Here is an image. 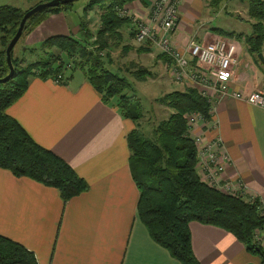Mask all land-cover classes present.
<instances>
[{"label":"crops","instance_id":"1","mask_svg":"<svg viewBox=\"0 0 264 264\" xmlns=\"http://www.w3.org/2000/svg\"><path fill=\"white\" fill-rule=\"evenodd\" d=\"M207 1L183 0L179 6L173 35L178 47L190 38L207 42L227 37L210 29L193 30L192 22L197 23ZM70 13L50 14L25 36L24 44L33 46L56 24L64 26V17L70 19ZM48 22L49 31L36 36ZM235 32L249 34L251 27ZM229 38L238 49L230 90L264 92V68L239 39ZM261 53L264 57V45ZM7 114L34 141L66 160L88 189L64 202L57 189L0 168L1 235L31 251L37 264H179L137 217L138 190L130 174L126 142L134 123L103 103L83 74L74 71L66 83L32 76ZM214 118L217 129H206L205 137L220 134L230 160L227 177L242 180L246 196L264 202V106L226 95L215 104ZM189 230L200 264H264L220 227L190 221Z\"/></svg>","mask_w":264,"mask_h":264},{"label":"trees","instance_id":"2","mask_svg":"<svg viewBox=\"0 0 264 264\" xmlns=\"http://www.w3.org/2000/svg\"><path fill=\"white\" fill-rule=\"evenodd\" d=\"M43 1L48 0H39ZM133 1L136 0H87L82 9L84 17L95 8L100 17V26L94 33L88 29L83 17L79 21L78 33L51 35L36 46H26L28 51L42 52L43 57L38 60L24 63V57H15L12 51L14 73L6 81L0 82V168L8 170L15 177H28L57 189L64 202L88 189L87 182L66 160L34 141L7 114L8 107L23 95L32 76L42 79L60 76L59 83H66L74 71L80 70L103 103L115 107L123 118L134 123L126 135L128 164L138 190L137 217L149 236L179 264H200L192 250L189 230V222L198 221L230 232L249 252L258 255L264 262V246L254 234L264 229V202L258 197L246 196V185L238 178L234 179L242 183L243 193L232 195L207 185L198 174L199 145L195 144L190 134L186 115L197 112L210 119L206 97L196 86L182 82V89L166 92L156 98L158 104L171 111L165 118L148 121L145 128L141 122L143 107L128 76L121 75L118 69L109 68L103 60V56L109 58L111 38H119L121 27L130 25L127 22L129 18L118 15L117 8ZM141 1L144 5L148 3L147 0ZM222 1L207 2L211 6H218ZM247 1L248 15L253 20L249 34L220 27L210 30L220 36L242 39L247 52L264 68L258 58L264 45V0ZM73 3L46 7L30 16L20 38L50 14L71 10ZM25 11L8 4L0 6V78L9 71L5 48ZM129 30L133 36V26ZM150 47L143 43L136 51L150 52ZM157 58L170 62L161 52ZM128 73L139 80L150 75L149 70L143 67L128 70ZM203 128L201 131L205 135ZM196 131L199 132L198 128ZM222 148L226 152L223 143ZM0 264L37 263L31 251L0 234Z\"/></svg>","mask_w":264,"mask_h":264},{"label":"built area","instance_id":"3","mask_svg":"<svg viewBox=\"0 0 264 264\" xmlns=\"http://www.w3.org/2000/svg\"><path fill=\"white\" fill-rule=\"evenodd\" d=\"M147 1L146 8L143 7L140 11H132V3L117 8L118 15L134 21L132 40L138 43L147 42L170 59L166 66L174 80L196 86L206 97L210 106V119L197 112L186 115L190 134L195 144L199 145V161L196 164L198 174L205 183L220 191L241 195L244 190L242 183L225 175L229 157L222 148L220 134L206 138L201 128L204 127V133L206 129L216 131L218 124L214 118L215 104L224 96L231 95L262 107L264 92L256 90L245 94L239 90H230L237 55L235 40L219 37L212 42H198L190 38L184 46L178 47L173 41V35L179 24L178 12L183 0ZM60 79L58 76L53 80L59 83ZM262 207L264 213V203Z\"/></svg>","mask_w":264,"mask_h":264},{"label":"rangeland","instance_id":"4","mask_svg":"<svg viewBox=\"0 0 264 264\" xmlns=\"http://www.w3.org/2000/svg\"><path fill=\"white\" fill-rule=\"evenodd\" d=\"M38 2L39 0H0V6L8 4L18 7L21 10H27ZM86 2L87 0L74 1L72 9L70 10V19H65L64 17L65 25L63 26L61 24H56V28L52 29L49 34H70L71 32L69 31L68 26L71 27L72 34H76L79 30V21H81L84 17L82 9ZM143 7L146 8V5H144L141 0H136L130 8L132 11H140ZM202 7L203 4H201V8ZM247 9V0H223L220 4H218V6H211L209 5V3H205L203 9L200 11L201 16L197 23L194 24L192 22L193 30L195 29V27H199L200 31L204 32L208 31L212 27H220L228 31H248L251 27V23H248L249 21L247 20H251V22L253 20L248 15ZM97 10L98 9L95 8L94 10L90 11L87 16L84 17L87 21L86 26L93 33L100 26V17ZM47 18L48 16L46 17V19ZM128 20L129 21L127 22H130V25L128 26L124 24L121 27V31L119 30V38H111L112 44H110L111 46L108 50L109 58L103 56V60H105L109 68L113 70L118 69L121 75L123 74L128 76V79L130 80V83L132 84V87L134 89V93L136 97L139 98L143 107V116L141 118L142 125H145V128H147L146 126L148 121L150 123L151 121L165 118L168 115V111H171L168 107L158 104L156 98L160 97L166 92L176 89H182L184 85L181 84L182 82L174 80L169 74L166 66L167 63L162 59L157 58V54L160 53L159 50L150 47V52L136 51V48H138L140 44L145 43L146 45L148 43H136L134 40H132L129 29L133 26L134 21L131 18H129ZM71 23L76 26L72 27ZM50 27L51 24L48 22L46 26L42 27L40 33H37L36 36L46 34L49 31ZM49 34L46 35L49 37ZM26 35L19 38L13 48V56L19 58L24 57V63L32 62L43 57L41 51H28V49H25L26 45L24 44V38ZM240 41L242 42L241 45H244L242 39ZM207 42H212V40H207ZM34 45L36 46L37 43L33 44V46ZM27 47L30 48L32 46ZM237 53L238 49L236 50V54ZM139 67H143L149 70L150 75H146L147 77L140 78L141 80H139V78H132L129 75L128 70H134ZM75 73L77 75L83 74L80 70H76ZM262 231L257 230L254 234L259 243L264 245V237L261 236Z\"/></svg>","mask_w":264,"mask_h":264},{"label":"water","instance_id":"5","mask_svg":"<svg viewBox=\"0 0 264 264\" xmlns=\"http://www.w3.org/2000/svg\"><path fill=\"white\" fill-rule=\"evenodd\" d=\"M74 1H76V0H48V1H43V2H39V3L35 4L34 6L30 7L29 9H27L23 13V15L19 21V25L17 27L16 32L14 33L12 38L9 40V42L5 48L6 62H7L9 71L5 76L0 78V82L6 81L14 73V66H13L12 60H11L12 51H13L15 44L17 43V41L19 40V38L22 34V31H23V28H24V25H25V22L27 21V19L30 16L34 15L35 13L43 10L46 7H53V6H57L59 4H67L70 2H74ZM258 58L260 59V62L264 65V57H263L261 52L258 53Z\"/></svg>","mask_w":264,"mask_h":264}]
</instances>
